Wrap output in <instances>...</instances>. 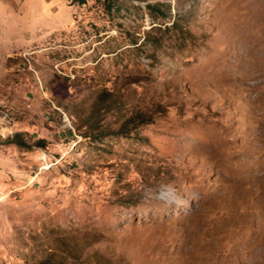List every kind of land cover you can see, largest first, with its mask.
<instances>
[{
    "label": "rangeland",
    "instance_id": "374dc122",
    "mask_svg": "<svg viewBox=\"0 0 264 264\" xmlns=\"http://www.w3.org/2000/svg\"><path fill=\"white\" fill-rule=\"evenodd\" d=\"M0 264H264V0H0Z\"/></svg>",
    "mask_w": 264,
    "mask_h": 264
},
{
    "label": "trees",
    "instance_id": "16d2710c",
    "mask_svg": "<svg viewBox=\"0 0 264 264\" xmlns=\"http://www.w3.org/2000/svg\"><path fill=\"white\" fill-rule=\"evenodd\" d=\"M145 118H146V116H145ZM8 142H10V143H16V144H18L20 146L28 147V145L25 142H23V140L20 137L10 138L8 140Z\"/></svg>",
    "mask_w": 264,
    "mask_h": 264
}]
</instances>
